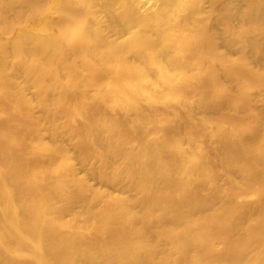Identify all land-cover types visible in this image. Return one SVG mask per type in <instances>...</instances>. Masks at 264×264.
Listing matches in <instances>:
<instances>
[{
    "label": "bare ground",
    "instance_id": "obj_1",
    "mask_svg": "<svg viewBox=\"0 0 264 264\" xmlns=\"http://www.w3.org/2000/svg\"><path fill=\"white\" fill-rule=\"evenodd\" d=\"M0 264H264V0H0Z\"/></svg>",
    "mask_w": 264,
    "mask_h": 264
},
{
    "label": "rangeland",
    "instance_id": "obj_2",
    "mask_svg": "<svg viewBox=\"0 0 264 264\" xmlns=\"http://www.w3.org/2000/svg\"><path fill=\"white\" fill-rule=\"evenodd\" d=\"M99 185V184H98Z\"/></svg>",
    "mask_w": 264,
    "mask_h": 264
}]
</instances>
